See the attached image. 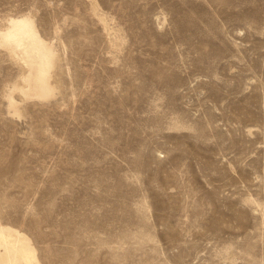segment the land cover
<instances>
[{"label": "rangeland", "instance_id": "374dc122", "mask_svg": "<svg viewBox=\"0 0 264 264\" xmlns=\"http://www.w3.org/2000/svg\"><path fill=\"white\" fill-rule=\"evenodd\" d=\"M0 224L42 264H264V0H0Z\"/></svg>", "mask_w": 264, "mask_h": 264}, {"label": "bare ground", "instance_id": "6f19581e", "mask_svg": "<svg viewBox=\"0 0 264 264\" xmlns=\"http://www.w3.org/2000/svg\"><path fill=\"white\" fill-rule=\"evenodd\" d=\"M1 44L13 57L24 60L27 71L19 87L23 97L48 98L53 95L52 72L56 52L52 41L41 38L29 17L9 21L1 33ZM14 105V102H11ZM0 264H42L32 239L19 229L0 224Z\"/></svg>", "mask_w": 264, "mask_h": 264}]
</instances>
